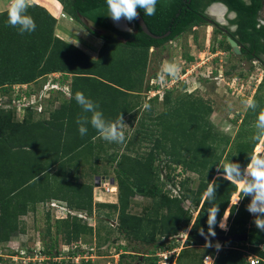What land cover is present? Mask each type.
I'll use <instances>...</instances> for the list:
<instances>
[{"label": "trees", "instance_id": "1", "mask_svg": "<svg viewBox=\"0 0 264 264\" xmlns=\"http://www.w3.org/2000/svg\"><path fill=\"white\" fill-rule=\"evenodd\" d=\"M57 1L70 18L102 39L103 44L96 59L89 57L55 35V17L36 3L28 8L36 29L23 35L8 24L7 10L0 11V89L3 93L7 92V87L32 84L46 79L47 75L59 73L70 76L68 86L72 95L68 101H62L58 110L50 112L46 121H34L32 111L27 109L25 118L15 122L11 113L0 110V242H7L18 219L27 215L29 210L34 211L40 202L59 200L63 202L61 205L65 204L71 210L91 213L92 186L80 182L77 177L68 179L67 175L71 170H78L81 164L96 163L105 150L98 132L90 124L86 135L81 136L78 131L77 120L85 113L75 100L77 92H83L96 104L102 105L100 111L106 120L115 121L120 113L123 117L126 114L124 106L129 105L127 98L137 93L134 89L144 78L149 50L163 49L164 44L175 41L192 26L198 25L202 9L216 2L224 4L237 15L233 24L238 25L241 33L237 40L244 47L241 58L253 60L262 56L264 63V23L261 24L258 19L264 0H158L155 15H145L143 9H138V13L148 30L162 38H150L137 28V33L124 35V43L100 36L79 21L77 13L107 27L106 0H73L70 6V0ZM167 32L169 35L165 36ZM79 44L86 46L85 43ZM86 47L90 51L94 48L93 45ZM218 48L235 56L225 39L218 42ZM187 59L192 61L190 56ZM263 83L261 81L257 88ZM171 92H165L162 99L168 108L154 119L153 125L159 127L156 138L152 131L147 134L148 140L153 141L150 151L145 156L122 154L118 159L109 156L108 161L116 164L117 203L98 204V207L118 213L116 230L125 241L155 245L156 228H159L160 236L172 237L188 227L192 216L194 221L188 238L197 236L200 229L207 233L210 203L218 205V224L231 199L233 206L229 212L231 216L235 214V219L228 234L247 233L248 239L245 243H231L241 244L242 247L222 248L213 264H249L243 257L244 250L258 256L261 259L258 264H264V251L260 249V245H264V231L248 226L250 214L247 205L251 197L245 196L239 206L234 205L238 199L236 182L222 176L223 169L216 171L222 166L221 159L230 143L229 137L214 132L209 122L212 108L206 101L188 94L187 100L172 104ZM253 98L257 108L247 109L244 124L250 117L257 121L260 109L264 108V95ZM121 103H124L123 107H120ZM256 131L249 128L244 133L239 132L234 153L226 160L237 162L242 168L246 166L260 141L252 139ZM162 154L168 158L165 165L161 160ZM170 165L174 167L169 168ZM54 167L57 170L51 172ZM177 167L181 168L179 174L190 172L198 176L194 191L186 190L183 182L176 185L170 174L162 176L163 168L175 171ZM166 182L171 183V190L176 189L175 195L165 190ZM209 182L217 185L215 199L211 202L204 197ZM136 192L156 202L155 208L159 213L156 211L153 214L155 221L151 222L147 216L128 214L130 199ZM185 201L191 203L193 212L184 210L182 204ZM241 215L243 220L239 221ZM59 221L66 244L92 232L81 218L69 213ZM108 229L111 231L109 226L105 230L110 233ZM214 231L216 235L223 234L217 226ZM186 243V247L191 245L189 241ZM122 249L124 254L121 257L131 256L126 254V248ZM45 253L50 255L49 251ZM142 254L139 252L132 256H137L140 264H157L156 257Z\"/></svg>", "mask_w": 264, "mask_h": 264}, {"label": "rangeland", "instance_id": "2", "mask_svg": "<svg viewBox=\"0 0 264 264\" xmlns=\"http://www.w3.org/2000/svg\"><path fill=\"white\" fill-rule=\"evenodd\" d=\"M32 3L47 7L54 16L60 15V13L69 16L64 12L62 6L54 0H30V4ZM7 5L8 0H0V11L7 10ZM258 19L264 23V2ZM65 20L68 22L67 18ZM71 20L73 19L71 18ZM58 24L57 20L56 25ZM59 26L58 31L55 30V35L67 33V37H71L73 43H77L76 39L78 38L77 41L88 46L91 45L86 43L89 42L88 40L92 41L93 38H98L74 20L65 27H62L61 23ZM73 29L78 31V35L73 32ZM221 36L210 23L206 22L192 27L175 41L167 42L163 49L149 50L144 78L134 89L137 93L127 98L126 103L129 105L124 106V103L120 105V107L124 106L126 111L123 116V123H125L123 128L124 142H108L98 137L103 150H105L99 155V160L96 163H92V161L90 164H81L78 170H71L67 175L68 179L77 177L80 182L92 186L91 213L87 214L84 210H71L67 206L65 207V204L61 205L60 203L63 202H58L59 200L38 203L34 211L29 210L27 215L18 219L16 228L10 232L9 240L0 242V264H23L26 260L24 256H29V253L32 254L29 256L31 261H34L37 259L35 251H41V254L47 258V261H41L43 259L41 255L38 258L41 262L36 261L35 264H140L138 257L132 256L139 252L144 253L145 256L156 257L157 264H210L211 261L213 264L214 258L222 248L242 247L241 244L212 242L221 245L217 251L215 247H205V242L192 241L188 238V234L194 221L193 216L188 227L185 230H179L178 234L172 237L160 236L159 228H156L157 241L155 245L145 244L141 241L127 242L116 230L118 213L112 209L98 207V204L117 203L116 164L108 161L109 156L116 159L122 154L145 156L153 146V141L148 140L147 134L152 131L154 138H156L159 127L153 125L154 119L168 108L162 103L165 92L172 91L170 94L172 104L175 101L187 100V95L191 94L192 98H200L211 106L212 113L209 116V122L214 132L227 136L230 140L222 155V164L228 156H232L234 153L233 149L238 133H244L249 128L256 129V120L252 117L246 118L247 123H243L247 112L243 101L249 97L264 95V83L259 89L257 88L260 82L264 81V68L259 61L248 62L241 56H231V54L223 52L222 49L218 48V42L224 39L223 35ZM100 42L103 41L98 38L96 44L98 45ZM187 56H190L192 61H189ZM165 61L177 64L179 71L175 78L166 77L164 81H161L160 74ZM50 80L54 81L55 79L46 78L23 87H7V92L4 93L0 89V110L4 109L11 113L13 121L21 122L26 116L25 108L30 103V94H34L35 98H38L40 94V104L44 106V111L41 109V112H38L34 107H31L32 119L34 121L48 120L50 111L61 104V99L56 93L49 96L48 90L52 88L51 85H54L53 82L49 83ZM146 87L149 88L145 90ZM63 91L67 96H70L68 87ZM24 93L27 96H24ZM122 99L124 101V98ZM145 103L150 105L147 110L143 107ZM262 149H264V139L259 141L253 150V154L260 153ZM161 160L165 165L168 158L162 154ZM171 167L173 168L174 165L169 166V168ZM169 168H163V177L170 174L176 185L179 186L183 182L186 190L194 191L196 189L198 184L196 174L190 172L179 174L181 172L180 167H177L175 171ZM56 170L57 167H54L51 172ZM112 180L115 182L112 183ZM170 185V182H166L165 190H169L172 195H175L176 189L171 190ZM236 186V193L239 198L241 196L240 187L238 183ZM229 202L223 215L226 212L227 215L229 214L228 223L229 227H232L235 214L230 215V206L233 205H231V201ZM241 202L242 199L239 205ZM155 205L154 200L136 192L130 199V207L127 212L134 216H147L152 222L156 219L153 214L158 212ZM182 207L184 210L193 212V207L189 201L183 202ZM65 208L68 212L65 211ZM67 213L81 218L86 226L91 227L92 232L66 244L65 235L61 233L63 226L59 220L65 219ZM241 219L243 220V215L238 218L239 221ZM248 221V226H255L252 215L248 217ZM219 222L217 228L220 230ZM108 226L111 229V231L108 229L110 233L105 230ZM148 228L150 229V227ZM187 241L191 244L188 247L185 246ZM262 246L260 245L261 250ZM122 248H126L128 250L126 254L131 256L124 255L121 257L124 254ZM48 251L50 255L45 253ZM243 252V257L246 260L248 255L246 253L248 252L246 250ZM15 255L18 257H13V260L12 256ZM81 258L89 259L88 263L82 261Z\"/></svg>", "mask_w": 264, "mask_h": 264}, {"label": "clouds", "instance_id": "3", "mask_svg": "<svg viewBox=\"0 0 264 264\" xmlns=\"http://www.w3.org/2000/svg\"><path fill=\"white\" fill-rule=\"evenodd\" d=\"M157 3L158 0H106L107 15L116 23H119L122 19L131 22L138 17V9H143L145 15H155ZM29 6L30 0H8V24L13 28H17L21 35L34 32L36 29L34 19L28 14ZM127 30L131 31V29ZM178 71L179 67L177 64L165 61L162 65L160 80L164 81L166 77L175 78ZM48 91L57 92L63 90L62 87L54 84V87ZM75 100L83 113H85V115H81L77 120L78 131L81 136L87 134V126L90 124L105 141L114 143L124 142L125 135L123 128L125 123H123L121 113L117 120L109 121L105 119L103 112L99 110L98 104L86 97L83 92H77ZM243 103L247 109L255 110L257 108V103L252 97L245 99ZM143 107L147 110L150 108V105L145 103ZM42 110L44 111V106H42ZM87 114H90V116ZM255 128L257 131L252 139H264V108H261L259 111ZM219 169H223L224 177L239 184L241 196L236 200L234 205H237L245 196L251 197L247 205V211L253 215L256 228L264 231V149L260 153L249 156V162L243 168L237 162L226 160L218 168V171ZM216 187L215 183L209 182L204 193V197L208 202L215 199ZM210 205L207 211L208 232L205 235L204 230L200 229V235L205 238V247H215L219 251L221 245L219 243L213 244L208 239V237L216 235L214 228L217 226V214L219 212L217 204L212 205L210 203ZM228 216L229 214H224L218 225L225 231L227 230L226 220Z\"/></svg>", "mask_w": 264, "mask_h": 264}, {"label": "flooded vegetation", "instance_id": "4", "mask_svg": "<svg viewBox=\"0 0 264 264\" xmlns=\"http://www.w3.org/2000/svg\"><path fill=\"white\" fill-rule=\"evenodd\" d=\"M244 1L248 2L249 0H244ZM215 4H217V2L216 3H212V4L204 7L202 9V15H199L201 17V20L199 21L200 23L198 25H194L192 27L199 26L202 23H206V22L208 24L210 23L215 28L216 31H219V35L220 36L223 35L224 39L229 43V45H230L229 40H231V41L235 42L240 47V55H235V54L234 55L235 56H242L243 52H241V50L244 49V47L237 43V40L241 36V33H240L239 29H238V25L237 24H233V21H235V19L237 17L236 13L229 11L228 8H227V11H223V8L218 7V6H214ZM70 5H73V0L69 1V6ZM212 5L214 7H211ZM215 8H218L219 11L221 12L220 16H218L217 14L215 15V14L212 13L213 11L214 12L216 11ZM78 15H81V14L77 13V16ZM81 16L86 17V18L88 17V16H84V15H81ZM220 18H221V20H219ZM88 19H89V17H88ZM94 23H96L99 27H101V28H103L105 30H109V31L118 33L122 37V39L124 41H126V38L124 37L125 34H135V33H137V28H140L136 24L135 20H133L131 22H128L127 20H125L124 24H123V22L121 24H117L116 22H114L111 19L110 16L107 15V13H106V16H105V23L107 24V27H102L97 22H94ZM260 23L263 24V22H261V21H260ZM125 29H131V31H128V30H125ZM166 35H169V32H167L165 34V36ZM221 38H222V36H221ZM230 47H231V45H230ZM151 50H153V49H151ZM231 52H232V48H231ZM251 54H253V53H251ZM245 60L248 61V62H251L252 59L251 60L245 59ZM253 60L259 61L261 63V66H263V68H264V63H263L262 56L261 57H255V58H253Z\"/></svg>", "mask_w": 264, "mask_h": 264}, {"label": "water", "instance_id": "5", "mask_svg": "<svg viewBox=\"0 0 264 264\" xmlns=\"http://www.w3.org/2000/svg\"><path fill=\"white\" fill-rule=\"evenodd\" d=\"M214 6H218L223 8V11H227V7L221 3H217ZM224 13V12H223ZM79 21L81 22V24L89 29L90 31L100 35V36H106V37H110L112 38L114 41L120 42V43H124L125 41L122 39V37L116 33V32H112L109 30H105L101 27H99L96 23H94L93 21H91L90 19L83 17L81 15H78ZM221 20V18L219 19ZM123 22V24L125 23V20H121ZM136 24L140 27L141 31L146 34L147 36H149L150 38L153 39H159L162 37H158L153 35L148 28L146 27L145 23L142 20V17L140 15H138V17L135 19ZM124 29V28H123ZM127 30V29H125ZM231 48H232V52L235 55H240V47L233 41L229 40ZM98 180V178H97ZM112 183H114V181H111ZM205 235H207V233L205 232ZM208 239L212 242H220V243H226V244H231V243H245L247 242L248 239V235L247 233H237V234H226V235H215L214 237H208ZM192 241L195 242H205V238L204 236H201L200 233L192 238ZM262 250H264V245L262 246Z\"/></svg>", "mask_w": 264, "mask_h": 264}, {"label": "crops", "instance_id": "6", "mask_svg": "<svg viewBox=\"0 0 264 264\" xmlns=\"http://www.w3.org/2000/svg\"><path fill=\"white\" fill-rule=\"evenodd\" d=\"M54 1H56V0H54ZM57 2V1H56ZM44 7V6H43ZM44 8H46L49 12H50V14L51 15H53V13L47 8V7H44ZM54 16V15H53ZM55 17V19H56V21L58 20V22H59V24L61 23V26L62 27H65V26H67L68 24H69V22L71 21V22H73V20H71V18H69V16H64V15H62L61 13H60V15L59 16H57V18H56V16H54ZM68 19V22L65 20V19ZM66 23H67V25H66ZM59 24L58 25H56V28H55V30L56 31H58V28L60 27L59 26ZM63 29V28H62ZM66 29V28H65ZM73 32H75V33H77V35H78V31H75L74 29H73ZM67 33H64L63 32V35H57V37H59L60 39H62V40H64V41H66V42H68V43H70V44H73L74 46H76V47H78L79 49H81L85 54H87L89 57H91V58H93V59H96L97 58V56H98V52H99V50H100V48H101V46H102V44H103V42L101 43L100 42V44H96V41H98V38H93V40L92 41H90V40H88L89 42H86V43H90L91 45H93V49L90 51V50H88L87 48L88 47H86V46H83V45H80L79 43V41H76L77 43H73V40H71V37H67ZM63 36V37H62ZM86 47V48H85ZM46 78H49V79H55L54 81L53 80H50L49 82H53V84H56V85H58L59 87H62L63 88V90H65V88L67 89V87L69 88V84H70V76H65V75H62V74H59V73H53V74H50V75H47L46 76ZM42 80V79H41ZM37 82H39V81H37ZM37 82H35V83H37ZM35 83H32V84H35ZM23 86H25V85H23ZM64 93V94H60V93ZM61 92H59V91H51L50 93H49V96H51V94L52 93H56L58 96H59V98L61 99V103H62V101H68L71 97H72V95H71V93H70V88H69V91H68V93H69V95L70 96H67V94H65V92L64 91H61ZM121 104H123V103H121ZM120 104V105H121ZM61 106V104L59 105V106H56L55 108H53V110H58L59 109V107ZM99 106V110H101L102 109V105H98ZM53 110H51V111H53ZM50 111V112H51ZM231 201V200H230ZM230 208H231V206H230ZM194 218V217H193ZM226 222L228 223V218H227V220H226ZM228 229H229V223H228ZM228 229L226 230V232H224V231H222L221 229H220V231H222L223 232V234H221V235H226V234H228ZM246 254H248L247 256H249V255H253V254H250V253H246ZM256 256V255H255ZM212 260V259H211Z\"/></svg>", "mask_w": 264, "mask_h": 264}, {"label": "built area", "instance_id": "7", "mask_svg": "<svg viewBox=\"0 0 264 264\" xmlns=\"http://www.w3.org/2000/svg\"><path fill=\"white\" fill-rule=\"evenodd\" d=\"M50 83V82H49ZM48 85H50V84H48ZM23 87V85H15L14 87ZM52 87H54V85H51ZM45 87V86H44ZM47 87V86H46ZM45 87V88H46ZM51 89V88H50ZM25 91V90H24ZM24 96H27L26 95V93H24ZM30 97H31V99H30V103H29V105L25 108V110H27V109H30L31 107H34L38 112H41V109H42V105L40 104V101H41V95L39 94L38 95V98H35L34 97V94H30ZM22 105H23V102H22ZM16 107V106H15ZM32 109V108H31ZM240 202V201H239ZM239 202H238V204L237 205H239ZM65 211H67L68 212V210H67V208H65ZM249 213V212H248ZM68 214V213H67ZM250 214V213H249ZM250 215H252V214H250ZM226 224H227V229H228V223L226 222ZM221 229V228H220ZM222 230V229H221ZM222 231H224V232H226L225 230H222ZM36 253H35V256H37V259L36 260H34V261H31V258L29 257L30 255H32V254H28L29 256H24V258H26V260H24V263L23 264H35V262L36 261H39L38 260V258L42 255L41 254V251H35ZM87 254H88V252H87ZM13 257H18V255H15V256H12V259H13ZM42 260L41 261H47V258L46 257H44L43 255H42ZM83 258H86V257H83ZM83 258H81V260L82 261H84L85 263L89 260H84ZM14 260V259H13ZM246 260H247V262L249 263V264H258L259 262H260V258L258 257V256H255V255H249V256H247V258H246ZM41 261H39V262H41ZM88 263V262H87Z\"/></svg>", "mask_w": 264, "mask_h": 264}, {"label": "bare ground", "instance_id": "8", "mask_svg": "<svg viewBox=\"0 0 264 264\" xmlns=\"http://www.w3.org/2000/svg\"><path fill=\"white\" fill-rule=\"evenodd\" d=\"M215 10H216V11H215V12L213 11L212 13L215 14V15L217 14L218 16H220V15H221V12L219 11V9H218V8H215ZM121 23H122V22L120 21V22L117 23V24H121ZM113 190H115L114 187H113Z\"/></svg>", "mask_w": 264, "mask_h": 264}]
</instances>
